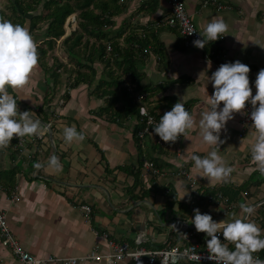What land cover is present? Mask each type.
<instances>
[{
    "label": "crops",
    "instance_id": "obj_1",
    "mask_svg": "<svg viewBox=\"0 0 264 264\" xmlns=\"http://www.w3.org/2000/svg\"><path fill=\"white\" fill-rule=\"evenodd\" d=\"M146 1L121 0L125 2L120 13L123 16L112 29L122 27L124 18H129L127 30L135 33L154 27L161 55L149 50L137 61L143 73L142 85L154 90L144 102L150 111L155 107L154 112L163 115L182 99L194 117V126L186 137L181 134L176 142H165L163 148L151 139L136 138L137 117L123 115L121 103L105 109V97H100L97 87L107 77L98 61L93 64L96 74L92 82L80 81L69 88L70 78L65 80V73L60 82H50L52 78L41 76L37 67L25 86L9 88L19 111H34L43 129L47 128L39 135L25 136L27 143L21 151L15 147L19 138L16 136L8 146L0 148V207L5 210L15 238L34 256L73 257L93 249L106 253L109 240L135 245L140 233L144 234L142 245L146 248H160L176 240L175 221L180 218L194 225L189 222L195 215L189 204L194 194L190 181L176 175L181 168L198 187L240 190L236 198L233 196V210L224 213L210 206L205 211L213 217L232 219L240 215V205L251 203L256 192L258 200L264 189V175L251 157L256 130L242 128L241 112L235 113L227 122V131H222L225 143L219 151L233 167L229 177H209L190 159L193 153L207 155L213 147L203 141L199 129L200 114L208 109L207 101L214 91L207 75L222 63L239 59L251 68L255 94L254 81L264 68V0H222L228 6L224 10L203 6V0H183L201 33L216 17H223L229 25L223 37L203 49L184 47L180 33L163 23L169 14L167 0H158L153 13L139 8ZM7 4L8 0H3L5 11ZM33 12L29 15L36 14ZM159 21L161 25L155 26ZM36 36L35 33V39ZM65 91L69 95L66 100ZM72 125L84 133L83 141L65 140L64 128ZM53 155L59 158L58 168L50 162ZM143 160H154L158 174L154 176L144 169L136 172ZM246 187L248 191L241 190ZM169 192H174L175 198ZM243 192L248 193L247 197L241 196ZM13 193L19 197L17 200L10 199ZM85 204L91 207L89 221L80 207ZM0 264L22 263L0 245ZM78 264L107 263L102 260Z\"/></svg>",
    "mask_w": 264,
    "mask_h": 264
},
{
    "label": "clouds",
    "instance_id": "obj_2",
    "mask_svg": "<svg viewBox=\"0 0 264 264\" xmlns=\"http://www.w3.org/2000/svg\"><path fill=\"white\" fill-rule=\"evenodd\" d=\"M228 30L229 25L223 17L213 18L203 32H199L202 38L195 39L193 44L203 49L209 42L223 37L222 34ZM195 31L191 29L189 34ZM38 60V44L30 29L0 15V148L8 146L14 136L39 135L43 130L42 121L35 116V112H20L16 97L9 91V88H22L29 83ZM208 67H211L210 60ZM250 71L248 64L236 59L222 63L210 76L207 75L214 91L209 95L208 109L200 114L199 129L203 141L213 147L207 155L193 153L190 159L197 169L217 180L226 179L233 172V167L219 151L225 143L222 131H227V122L234 118L235 113L246 109V103L252 106L250 118L256 130L251 157L257 170L264 175V68L259 70L254 81V95ZM194 123L192 113L180 99L171 110L161 115L153 129L164 142L174 143L181 134L186 137ZM63 135L68 142L85 139L84 133L78 131L75 125L65 127ZM50 162L57 168L60 166L55 155ZM240 208V215L217 221L210 212L202 213L197 207L193 209L195 215L189 223L194 224L198 232L210 237L206 240L209 260L217 264H264V259L255 255L264 250V228L250 218L256 210L255 206L242 203ZM228 242L234 244V248ZM164 255L163 264H179L184 259L201 261L200 253L192 248L170 250Z\"/></svg>",
    "mask_w": 264,
    "mask_h": 264
},
{
    "label": "trees",
    "instance_id": "obj_3",
    "mask_svg": "<svg viewBox=\"0 0 264 264\" xmlns=\"http://www.w3.org/2000/svg\"><path fill=\"white\" fill-rule=\"evenodd\" d=\"M157 1L148 0L141 3L139 8L141 11L153 13L158 7ZM40 2L47 9V12L29 15V12L35 10ZM124 8L125 2H121V0H8L5 7L6 11L0 7V15L22 25H25V21L29 16L28 28L34 36L41 22L46 21L43 38L37 42L39 56L42 58L46 57L48 50L53 49L56 40L64 36V24L70 15L75 14L76 27L63 38L62 42L70 57V62L75 63L76 66L74 69L67 68L65 64L56 59L46 69L50 71L49 75L58 83L61 76L60 70L65 73L68 72L71 83L70 88V86H77L80 81L92 82L96 74L93 64L97 61L103 64L106 63L102 73L106 75L107 79L101 80V84L97 87L100 91V97H105V109L121 103L124 108L123 115L139 118L140 103L134 100L128 86H133V92L146 93L145 100L153 95L154 90L141 83L143 73L140 71L137 61L142 56H147L149 50H154L155 53L160 52L159 55H161V44L157 40L152 25L150 26L151 29H144L141 35L130 29V32L124 36L126 29L124 25L118 30H112L113 18L118 16ZM159 24L161 25V21L157 22L155 26ZM120 38H123L122 43H119ZM108 44L110 45L109 50H107ZM149 45L151 49H148ZM43 65L46 66L44 62ZM125 75L128 76L127 80L124 79ZM102 85H105V87H102ZM66 91L63 95L65 100L69 97ZM154 108L152 107L149 111L160 119L161 112L159 114L155 113ZM137 124L134 134L136 138L138 137V131L143 127V123L138 121ZM16 149L21 150L22 148L17 147ZM150 161L154 163V160ZM141 164L142 162H140L136 172L142 169ZM154 165L157 167L155 163ZM230 190L226 187L206 188L204 194L210 195L220 192L231 202L234 199L233 196L236 198L239 195L240 190ZM241 190L248 191L247 187ZM169 195L174 198L176 196L174 192H169ZM206 205L207 202H204V207Z\"/></svg>",
    "mask_w": 264,
    "mask_h": 264
},
{
    "label": "built area",
    "instance_id": "obj_4",
    "mask_svg": "<svg viewBox=\"0 0 264 264\" xmlns=\"http://www.w3.org/2000/svg\"><path fill=\"white\" fill-rule=\"evenodd\" d=\"M169 7V14L163 23L171 28H175L182 37V43L184 47L194 48L196 47L193 44V41L200 37V31L196 27L191 14L185 7L183 0H167ZM203 6H213L216 10H224L228 8L222 0H203ZM191 29L196 31L189 34ZM200 32V33H199ZM110 49V45H107V50ZM222 57H224L222 55ZM128 90L132 92L134 100L140 103L138 113H139V122L143 123V127L138 131L137 136L140 139H151L154 144L159 147H164L165 142L154 133V125L159 121V119L153 115L147 108L146 103L144 102L146 93L133 92V86L129 85ZM252 106L246 103V109L241 111L242 117L240 119V124L242 128L253 127L251 124L250 112ZM151 118V123H150ZM45 130L47 128H44ZM27 143L25 137L18 138L17 146L22 148ZM22 150V149H21ZM19 150V151H21ZM142 169L150 171L152 174H158L159 170L155 167L154 163L150 160L142 161ZM139 167V166H137ZM178 176H184L189 179V186L194 190L193 197L190 199L191 207H199L201 212H205L209 209L210 206L217 208L219 212L223 211L224 213L235 208L234 203L228 200L220 192H215L210 195H205V187H198L195 180H191L190 176L184 168H181L176 173ZM167 191V190H166ZM248 193L243 192L241 196L247 197ZM18 196L12 194L10 199L17 200ZM204 202H207V205L204 207ZM249 205L255 206V212L250 217L255 220L257 224L264 228V190L261 191L259 199L249 203ZM83 209L84 217L89 221V214L91 212V207L87 204L81 205ZM217 211V212H218ZM214 220L220 221L223 219H230L226 216H217L213 217ZM174 229L176 232V240H172L169 243H166L163 247L160 248H146L142 244L144 242V234H137L135 239V245H131L128 242H114L113 240L108 241L109 250L106 253H100L96 249H93L91 252L84 253L80 256H68V257H57V256H47V257H37L26 251L18 240L15 238L10 226L8 224L7 215L5 210L0 207V245L3 248H7L11 251L13 257L20 261L22 264H78L82 261H104L107 264H116L119 262H128L130 264H163L165 260V255L167 251L178 250L183 251L185 248H192L196 252H199L201 255V261L197 262L194 260H181L179 264H217L216 261L209 260L208 250L206 246V240L210 237H206V234L203 232H198L194 225H189L188 222L183 219H177L174 223ZM220 235V234H218ZM221 239H223L221 235ZM231 248H234V244L228 242ZM260 258L264 259V250L255 253Z\"/></svg>",
    "mask_w": 264,
    "mask_h": 264
},
{
    "label": "rangeland",
    "instance_id": "obj_5",
    "mask_svg": "<svg viewBox=\"0 0 264 264\" xmlns=\"http://www.w3.org/2000/svg\"><path fill=\"white\" fill-rule=\"evenodd\" d=\"M2 3H3V0H1L0 1V7H2ZM33 11H35V12H33V13H36V14H41V13H44V12H47V9L45 8V7H43V5H42V2H40L39 4H38V6L36 7V9L35 10H33ZM123 13V12H122ZM75 14H73V15H71L70 17H68V19L66 20V22H65V26H66V28H65V33H64V36L63 37H61V38H59V39H57L56 40V42H55V44H54V47H53V49L51 50H48V52L46 53V57H42L41 58V56H39V60H38V64H37V66L35 67L36 69H37V67H38V70H39V73H40V75L41 76H45V75H47V76H49V77H51L50 75H49V73H50V71H47L46 69H47V67H50L52 64H53V61H55L56 59H57V61H59L60 63H63V64H65L66 65V67L67 68H72V69H74L75 68V66H76V64L75 63H71L70 61V57L68 56V53H67V51H66V48H65V46H64V44H63V42H62V40H63V38L64 37H66L69 33H70V31H72V30H74L75 29V27H76V21H75V16H74ZM123 15H118L117 17L115 16L113 19H114V22H116L117 23V21H118V19H121V17H122ZM29 17V16H28ZM27 17V19H26V21H25V25L28 27V25H29V18ZM126 17V16H125ZM127 19H129V18H124V21H125V23H123V25L126 27V24L128 23V20ZM123 21V20H122ZM126 21H127V23H126ZM45 27H46V21L45 22H41V24L38 26V29H37V33H36V40H37V42H39V40H42V35L44 34L43 32H44V29H45ZM40 28V29H39ZM113 30V29H112ZM128 32H130V30H127V27H126V29H125V35L124 36H126L127 34H128ZM139 33L138 34H140L141 35V33L143 32V30L142 31H138ZM123 36V37H124ZM123 42V38H120L119 39V43H122ZM39 53V52H38ZM40 60H41V63H40ZM43 62L45 63V65L46 66H44L43 65ZM106 64V63H105ZM105 64H101V66H102V69L104 68V66H105ZM46 67V68H45ZM84 70V69H83ZM120 71V70H119ZM63 73H65L63 70H60V75L61 74H63ZM66 74V76H65V80L66 79H68L69 78V74H68V72H66L65 73ZM68 77V78H67ZM52 78V77H51ZM51 81H53V78H52V80H50V82ZM62 82V81H61ZM103 86V85H102ZM63 102L62 101H59V104H62ZM43 130H45V129H43ZM42 133H43V131H42ZM43 135V134H42ZM17 145H15V147H16ZM17 148V147H16ZM264 190V189H263ZM257 192L255 193V195L253 194H251L252 196H251V202H253V201H255L256 199H257ZM19 198V197H18ZM240 211H241V208H240Z\"/></svg>",
    "mask_w": 264,
    "mask_h": 264
}]
</instances>
